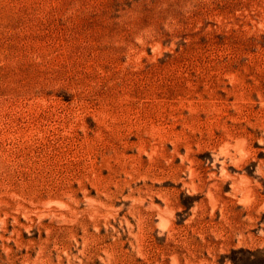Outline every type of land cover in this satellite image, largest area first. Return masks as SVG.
<instances>
[{"label": "rangeland", "instance_id": "1", "mask_svg": "<svg viewBox=\"0 0 264 264\" xmlns=\"http://www.w3.org/2000/svg\"><path fill=\"white\" fill-rule=\"evenodd\" d=\"M0 264H264V0H0Z\"/></svg>", "mask_w": 264, "mask_h": 264}]
</instances>
